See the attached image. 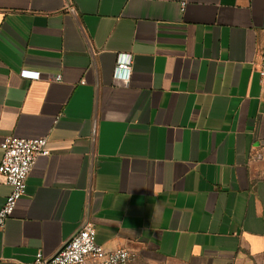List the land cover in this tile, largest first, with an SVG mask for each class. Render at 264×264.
Instances as JSON below:
<instances>
[{
  "label": "crops",
  "instance_id": "1",
  "mask_svg": "<svg viewBox=\"0 0 264 264\" xmlns=\"http://www.w3.org/2000/svg\"><path fill=\"white\" fill-rule=\"evenodd\" d=\"M262 43L264 0H0V142L49 149L0 264L54 254L86 219L127 264H264Z\"/></svg>",
  "mask_w": 264,
  "mask_h": 264
},
{
  "label": "built area",
  "instance_id": "2",
  "mask_svg": "<svg viewBox=\"0 0 264 264\" xmlns=\"http://www.w3.org/2000/svg\"><path fill=\"white\" fill-rule=\"evenodd\" d=\"M185 3L181 2V9ZM259 75L264 78V43L260 46ZM132 70V54L122 52L117 54L112 78L114 82L122 85L130 81ZM21 77L39 79V71L21 69ZM45 79L60 81V74H47ZM0 182L9 186L0 207V230L3 229L16 205L17 200L24 194L26 178L37 155H48L47 139L44 136L33 138H19L12 135L5 136L0 142ZM256 154V157H260ZM135 258L134 252L125 248L106 249L95 242V228L93 223L86 219L79 229L64 243V245L50 256L36 253L34 259L28 264H127Z\"/></svg>",
  "mask_w": 264,
  "mask_h": 264
}]
</instances>
